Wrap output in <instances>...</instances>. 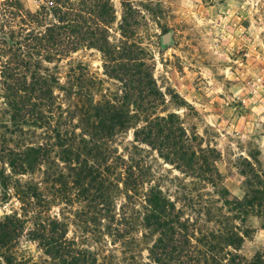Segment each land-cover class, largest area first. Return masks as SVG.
Segmentation results:
<instances>
[{"label":"trees","instance_id":"1","mask_svg":"<svg viewBox=\"0 0 264 264\" xmlns=\"http://www.w3.org/2000/svg\"><path fill=\"white\" fill-rule=\"evenodd\" d=\"M121 3L127 10L121 29L130 37L147 26L140 7L148 4ZM110 13V0H42L35 11L21 0L0 1V58L6 55L1 77L12 112L10 124L0 122V188L6 199L11 186L23 211L0 220V242L23 229L37 202L45 209L52 203L33 179L22 181L38 170L52 185L70 183L87 195V206L95 199L101 205V263L74 247L64 223L43 210L33 212L32 234L49 264H122L131 251L127 259L133 264H264L260 252L239 253L252 232L245 224L250 215L264 229V171L240 156L243 194H231L215 164L218 150L187 135L176 114L155 111L163 95L153 81L149 52L124 41L117 54L109 44L102 25ZM81 49L96 50L100 60L103 54L107 74L122 84L121 95L101 97V78L81 61L69 65L61 82L59 63ZM130 129L131 143L119 151L115 138ZM141 145L199 190L177 186L183 197H170L153 180Z\"/></svg>","mask_w":264,"mask_h":264},{"label":"rangeland","instance_id":"2","mask_svg":"<svg viewBox=\"0 0 264 264\" xmlns=\"http://www.w3.org/2000/svg\"><path fill=\"white\" fill-rule=\"evenodd\" d=\"M41 1L21 0L30 11H35ZM121 1L110 0L109 22L102 25L107 27L109 44L117 54L122 53L124 41L140 45L149 52L153 81L163 95L162 104L155 111L160 115L176 114L187 135H197L202 146L210 145L218 150L220 156L215 164L223 184L240 198L243 194L240 156L264 171V0H128L133 8L140 3L148 4L147 9L140 7L147 26L134 29L130 37H124L121 29L127 11ZM2 31L0 18V41L5 38ZM4 59L5 54L0 60ZM80 61L101 78V97L122 94V84L107 74L105 66L109 62L102 53L100 60V54L93 49H81L59 63L61 82L66 81L69 65ZM1 64L0 122L10 124L12 112L5 96ZM63 102L67 101L63 99ZM73 122L76 126L77 119ZM36 131L41 133L39 129ZM131 140L132 129L119 133L115 143L121 151V146L130 145ZM141 146L146 150L143 155L151 163L153 180L159 182L164 191L168 190L170 197L179 200L183 197L177 186L192 192L199 190L190 184L189 177L159 159L155 151ZM21 178L37 182L52 203L45 209L37 202L27 215L23 229L1 240L0 264H7V260L15 264L50 263L39 239L32 234L36 210H43L64 223L66 236L74 242V247L91 252L97 263H101L98 199L89 207L87 195L78 193L70 183L52 185L42 171L36 170ZM9 191L11 194L3 199L0 188V220L5 214H23L21 202L11 186ZM245 224L252 232L243 240L239 253L252 257L260 252L264 257L261 222L250 215ZM114 249L117 255L122 250L118 245ZM129 254L133 252L126 253L122 264H133L127 259ZM142 255L146 262V252Z\"/></svg>","mask_w":264,"mask_h":264}]
</instances>
